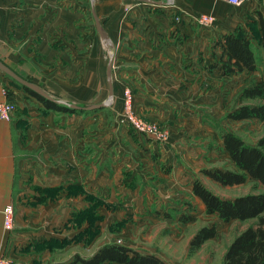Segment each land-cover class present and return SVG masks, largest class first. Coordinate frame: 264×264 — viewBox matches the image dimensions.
<instances>
[{"label":"crops","instance_id":"crops-1","mask_svg":"<svg viewBox=\"0 0 264 264\" xmlns=\"http://www.w3.org/2000/svg\"><path fill=\"white\" fill-rule=\"evenodd\" d=\"M156 1L167 4L0 0V60L14 72L55 99L97 105L109 97L107 69L114 53L113 105L122 108L125 91L131 88L136 110L169 131L168 140L160 147L156 140L150 149L139 144L138 151L117 149L119 156L111 153L109 165L114 176L108 178L110 184L118 177L117 169L136 166L143 158L151 166L160 165V160L177 169L184 166L182 160L209 148L203 132L211 128L204 122V114L217 102L213 98L222 93V83L229 77L216 67L207 69L206 62L211 60L213 47L219 50V59L211 67L220 62L223 37L233 33L242 11L227 0ZM245 3L250 6V0ZM94 13L112 44L109 47L97 30ZM201 15L215 17L214 27L199 25ZM177 17L182 21L175 22ZM4 82L0 75V102L5 99ZM10 89L20 111L11 121L0 120V257L41 234L44 207L38 204L37 209H31L29 204L37 201L24 203L44 195L25 190L27 185L36 186L37 192L43 188L52 193L61 190L54 195L61 203L68 191L74 201L80 196L71 195V191L90 194L96 181L94 129L90 128L95 116L42 110L35 98ZM219 107L211 108L214 115ZM31 150L38 151V157L23 158L25 151ZM127 160L129 163L123 162ZM14 204L13 229L8 231L4 209Z\"/></svg>","mask_w":264,"mask_h":264},{"label":"rangeland","instance_id":"rangeland-1","mask_svg":"<svg viewBox=\"0 0 264 264\" xmlns=\"http://www.w3.org/2000/svg\"><path fill=\"white\" fill-rule=\"evenodd\" d=\"M238 8L242 11V19L238 20L236 27L233 26V33L241 29L253 41L261 70L264 63L262 47L264 0H250V6L245 3ZM174 21H177L176 18ZM212 27L214 26L204 28ZM178 41L182 44L180 42L182 39L179 38ZM213 48L215 50L211 51V60L206 62L207 69H212V63L219 59V50ZM259 77V73L245 72L224 79L222 93L213 98L217 99V102H213L211 106L215 109L214 107L219 104V113L214 115L215 111L210 108L204 114L206 121L203 118L212 129L209 128L210 131L203 132L206 140H209V148L200 149L197 156L182 160L184 166L177 169L168 164L169 162L160 160V165L151 166L144 162L145 158L142 157V161L140 157L142 162L138 165L117 169L118 177L113 184L108 181L109 177L114 176V169L111 170L109 165L111 153L119 156L117 149L138 151L139 144L144 149H150L155 145L156 140L159 141L160 147L168 140L169 131L165 128L161 129V126L136 110L133 104L135 91L131 88L125 91L122 108L119 109L112 103L111 106L100 111L79 114V116H95L94 124L90 126L94 129L93 150H95L96 160L94 188L90 194L83 190H78L77 193L71 191V195L80 196L77 201L69 199L71 197L68 191L67 196L65 195L63 201L59 203L55 201L54 195L61 190L52 193L43 188L38 189L39 192H37L36 186L28 187L27 185L25 190L33 191L38 197L41 194L44 195L38 199L37 197L25 199L26 203H24L37 201V203L29 204L31 209H37L38 204L44 207L46 218L40 222V225L44 224L41 234L39 237L33 236L26 239L21 246H13L12 252L0 257V264H76L74 262L77 257L90 259L102 247L110 244L156 255L167 264H224L225 254L233 240L246 229L256 226L258 220L226 223L216 215L206 214L202 201L193 193V185L195 181H198L223 199L264 193V187L256 181L248 180L243 185L229 187L213 181L204 173L205 170L215 169L237 170L225 151L223 139L218 137L220 133L223 136L231 132L249 146H256L264 136V122L257 119L233 121L228 118L236 108L256 103L255 101L240 102V95L245 88L257 82ZM2 90L6 94L3 95L5 99L2 102H7L14 107L10 115L9 121H11L14 113L18 114L20 108L13 100L10 101L8 97L10 88L5 82ZM128 91H131L130 106L127 104L126 92ZM43 108L42 106V110ZM128 115L148 125L146 127L150 129V132L143 130L141 124L125 117ZM152 129L156 133H152ZM37 152L36 150L25 151L23 158L34 159L38 157ZM120 157L122 158V155ZM123 162L129 163L128 160ZM28 181L30 183L31 178ZM62 194L65 192L63 191ZM10 206L13 217L10 226L6 228L4 225L8 231L13 229L16 208L15 204ZM187 218L191 221L185 223ZM213 226L217 230L215 238L206 242L198 251L192 252L190 244L194 235L203 227Z\"/></svg>","mask_w":264,"mask_h":264},{"label":"trees","instance_id":"trees-1","mask_svg":"<svg viewBox=\"0 0 264 264\" xmlns=\"http://www.w3.org/2000/svg\"><path fill=\"white\" fill-rule=\"evenodd\" d=\"M262 34V47L264 48V22ZM213 67L218 68L223 76H232L244 72L249 74L260 73L259 80L245 88L240 95V102L255 101L256 103L236 108L229 114L228 118L233 121L257 119L264 122V65L260 71V60L256 54L254 43L243 30L239 29L236 33H230L223 37V56L220 62ZM0 75L9 88H18L23 93L35 98L47 111L74 115L91 113L75 111L66 106L53 104L20 86L3 73L0 72ZM8 97L12 101L10 92H8ZM222 139L225 151L229 154L237 170L215 169L205 170L204 173L223 186H239L248 180H252L264 187V136L256 146L247 145L231 132L223 134ZM193 193L202 201L206 214L216 215L226 223L258 220L256 226L246 229L233 240L225 254L224 264H264V193L223 199L198 181L194 182ZM186 220L185 223L191 221L190 218ZM216 235L215 226L201 228L191 241V251H198ZM75 261L76 264H167L156 255L141 253L125 246L112 244L102 247L90 259L85 260L77 257Z\"/></svg>","mask_w":264,"mask_h":264},{"label":"water","instance_id":"water-1","mask_svg":"<svg viewBox=\"0 0 264 264\" xmlns=\"http://www.w3.org/2000/svg\"><path fill=\"white\" fill-rule=\"evenodd\" d=\"M136 1L147 3L150 5H157V6H164L167 4L165 2H160V1H156V0H136ZM93 15H94L97 30H98V32H99V34H100V36L104 42V45L106 47L111 46L112 44L109 43V40L107 39L106 32L102 28V25H101L98 17L96 16V13H94ZM113 65H114V55H111L109 65H108V69H107V77H108V83H109V97H108V99L106 100V102H104L102 104L89 105L86 107L78 106L75 104H70L68 102L53 98L52 96L47 94L43 89H41L38 85L34 84L31 81L24 79L20 75H18L16 72H14L11 68H9L1 60H0V72L3 73L4 75H6L7 77H9L10 79H12L14 82L19 84L20 86L30 90L34 94L38 95L39 97H41V98H43V99H45V100H47L53 104L66 106L69 109H72L75 111H80V112H95V111H100L103 108H107V107L111 106L112 103L114 102V88H113V79H112Z\"/></svg>","mask_w":264,"mask_h":264},{"label":"built area","instance_id":"built-area-1","mask_svg":"<svg viewBox=\"0 0 264 264\" xmlns=\"http://www.w3.org/2000/svg\"><path fill=\"white\" fill-rule=\"evenodd\" d=\"M231 5L236 6V7H240L242 6L247 0H227ZM176 22H181L182 18L177 17L176 18ZM197 23L201 26L204 27H210L213 26L215 23V17L211 16V15H201L197 18ZM131 93V91L126 92V94H128V100H127V104L128 106H130L131 103V95H129ZM2 94L5 96V91L2 90ZM14 110V107L7 103V102H0V120L2 121H9L10 120V115H12ZM128 119H131L133 122L137 123V124H141L142 125V129L143 130H148L150 132V129H148L146 126V124H143L141 121H137V118H133L132 116L128 115L125 116ZM152 133H156L153 129L151 130ZM4 216H5V221H4V225L7 228V226H10V222L11 219L13 217V211H12V207L10 205H8L5 210H4Z\"/></svg>","mask_w":264,"mask_h":264}]
</instances>
